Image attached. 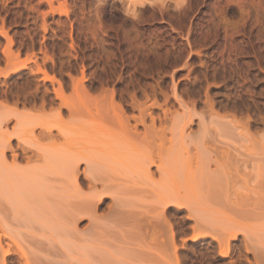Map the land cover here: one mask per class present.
Returning <instances> with one entry per match:
<instances>
[{
    "label": "rangeland",
    "instance_id": "374dc122",
    "mask_svg": "<svg viewBox=\"0 0 264 264\" xmlns=\"http://www.w3.org/2000/svg\"><path fill=\"white\" fill-rule=\"evenodd\" d=\"M43 83L55 104V91L70 101L114 96L167 106L179 126L192 120L180 160L210 161L212 170V160L227 161L231 191L241 195L221 194L214 173L215 191L203 181L189 192L196 210L161 216L152 182L116 165L123 192L115 206L112 196L97 206L96 223L12 220L25 249L40 241L30 249L44 264H264V0H0V102L49 117L36 98L44 90L35 96ZM256 173L258 196L240 188ZM6 197L12 213L18 203ZM128 211L158 217L155 237L145 238Z\"/></svg>",
    "mask_w": 264,
    "mask_h": 264
},
{
    "label": "bare ground",
    "instance_id": "6f19581e",
    "mask_svg": "<svg viewBox=\"0 0 264 264\" xmlns=\"http://www.w3.org/2000/svg\"><path fill=\"white\" fill-rule=\"evenodd\" d=\"M40 88L44 91L38 96ZM36 89L35 96L41 101L39 108L48 109L53 120L51 116L50 119L28 116L0 102V264H44L35 256L37 250L30 249L34 244L39 248L40 241L32 236L37 243L32 240L31 246L25 249L16 239L17 234L8 229L9 223L20 221L24 213L59 224L61 229L75 225L84 217L96 223L97 206L109 196L118 200L117 195L123 192L114 182L116 165H126L135 175L152 182L161 216L173 207L174 214L184 207L196 210L189 202V192H194L197 185L200 188L203 181L215 191L216 185L211 182L214 173L221 172L218 191L227 197L232 194L227 161L212 160L215 167L212 170L210 161L198 166L199 163L180 160L182 153L187 152L184 139L193 121L189 119L179 126L170 118L172 113L167 106L158 109L154 104L122 105L115 102L114 96L101 102H88L84 97L70 101L59 91H55L59 100L55 104L45 83ZM65 111L67 118L63 119ZM223 154L228 157L227 150ZM254 182L251 186L249 180L244 181L240 188L258 196L260 173H256ZM235 194L241 195V192ZM9 195L18 203L12 213L4 205ZM70 197L73 201L68 199L69 203H65ZM150 217L133 211L126 216L129 222L137 224L145 238L149 233L153 238L161 222L154 221L158 217Z\"/></svg>",
    "mask_w": 264,
    "mask_h": 264
}]
</instances>
